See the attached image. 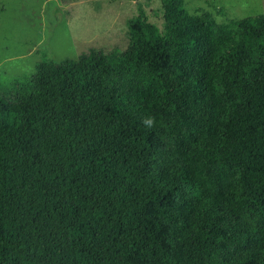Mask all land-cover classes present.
Returning <instances> with one entry per match:
<instances>
[{
	"label": "trees",
	"instance_id": "obj_1",
	"mask_svg": "<svg viewBox=\"0 0 264 264\" xmlns=\"http://www.w3.org/2000/svg\"><path fill=\"white\" fill-rule=\"evenodd\" d=\"M127 37L0 90V264H264V14Z\"/></svg>",
	"mask_w": 264,
	"mask_h": 264
},
{
	"label": "rangeland",
	"instance_id": "obj_2",
	"mask_svg": "<svg viewBox=\"0 0 264 264\" xmlns=\"http://www.w3.org/2000/svg\"><path fill=\"white\" fill-rule=\"evenodd\" d=\"M138 6L159 33L167 11H187L219 24L264 14V0H0V90L32 75L44 59L75 60L91 48L125 50L128 22ZM209 48L206 41L190 45L185 40L178 54L182 77L198 80L194 100L203 93L199 68ZM188 108L185 100L182 109ZM195 187L200 195L208 193Z\"/></svg>",
	"mask_w": 264,
	"mask_h": 264
}]
</instances>
